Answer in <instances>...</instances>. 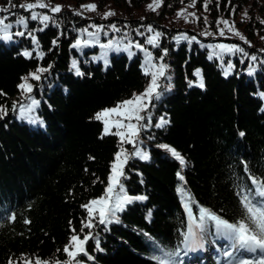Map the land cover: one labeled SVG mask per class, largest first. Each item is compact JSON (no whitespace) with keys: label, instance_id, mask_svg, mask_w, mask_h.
<instances>
[{"label":"trees","instance_id":"16d2710c","mask_svg":"<svg viewBox=\"0 0 264 264\" xmlns=\"http://www.w3.org/2000/svg\"><path fill=\"white\" fill-rule=\"evenodd\" d=\"M12 2L20 5L34 0ZM45 2L62 5L63 9L52 14L60 22L59 28L50 24L44 31L35 32L40 50L45 53L43 59L36 58L35 52L31 59L21 55L35 47L27 34L12 41L0 39V90L6 93L0 96V105L9 109L8 115L0 119V264H8L10 258L19 261L22 254L33 259H66L57 249L62 250L68 243L72 228L79 233L81 222L86 219L81 205L103 193L118 150L117 137L100 138L103 124L94 118L95 114L130 98L134 92H143L150 80L141 69L145 53L135 47L131 57L127 51H109L107 67L103 60H93L102 54L99 45L73 48L78 37L87 38L77 29L93 23L115 24L120 29L113 32L105 27L108 34H100V43L122 40L127 44L128 39L123 37L127 31L132 41L144 45L157 60L167 49L163 62L168 65L171 80L161 83H170L171 87L162 89L159 100L150 108L153 127L140 134V147L150 158H133L125 167L127 178L123 183L128 195L147 199L128 205L118 214L120 223L108 225V230L100 225L92 230L99 236L102 251H97L95 241L90 240L87 250L94 259L82 258L84 264H157L151 259L161 254L157 244L165 250L175 249L180 231L186 228V214L177 192L181 183L178 171L199 205L229 221L238 219L241 213L237 186L251 184L244 165L252 175L264 177V99L258 95L264 92V65L257 61L250 76L248 68L252 62L239 54L226 55L225 66L231 60L235 67L225 77L221 61L209 59L212 49L208 45L235 43L264 60V52L259 51L264 49V24L260 23L264 20V0H211L207 11L204 0H197L191 7L192 0H163L156 11L147 8L153 0ZM93 3L97 5L95 11H84L83 17L73 15L80 5ZM7 6L8 0H0V7ZM181 9L200 19L178 18L176 14ZM109 10L116 14L102 19ZM11 12L16 14L10 17L12 21L19 15L29 16L18 7ZM245 12L248 19L244 18ZM204 17L209 21L207 25ZM218 19L228 20L230 25L234 22L236 30L252 46L227 28L225 35L220 36L215 23ZM149 24L164 33L159 48L146 44L148 33L140 36L134 31H144ZM40 27L38 22L29 21L27 30ZM18 30L27 33L21 26L12 29ZM202 32L212 35H201ZM181 33L196 36V40L189 44L172 39ZM57 37L58 43L53 47L52 41ZM73 60L79 62L83 76L70 70ZM49 64L52 67L41 81H31L35 85L32 96L40 102L35 116L42 124L19 119L11 106L13 101L24 99L17 88L20 78L37 66L46 68ZM197 70L203 76V89L195 83ZM189 81H193V86H189ZM161 116L170 123L156 128ZM241 132L243 136L239 135ZM160 144L170 145L183 155L186 166L182 171L179 162L158 147ZM124 147L133 150L130 144ZM193 210L196 211L195 205ZM12 214L15 220L8 219ZM25 220L31 223L25 224Z\"/></svg>","mask_w":264,"mask_h":264},{"label":"snow or ice","instance_id":"6c2138e0","mask_svg":"<svg viewBox=\"0 0 264 264\" xmlns=\"http://www.w3.org/2000/svg\"><path fill=\"white\" fill-rule=\"evenodd\" d=\"M196 2L197 0H192L189 6H194ZM210 2L211 0H204L203 6L205 11L208 10V4ZM129 3H131V0H129ZM162 4L163 0H153V3L149 4L147 8L148 10L156 11ZM17 7L28 12L29 16L19 15L12 21L10 17L16 14L11 12V9ZM37 9H47L48 11L41 12L37 11ZM62 9V5H52L46 3L45 0H34V2L22 3L20 5H16L12 0H8L7 7H0V39L12 41L14 37H24L27 34L35 47L31 51L24 50L21 55L31 59L35 52L36 58L43 59L45 53L40 50L39 40L35 32L44 31L50 24L59 28L60 22L52 14H58ZM96 9L97 5L94 3L80 5V9L75 10L73 15L83 17L84 11H95ZM115 14L114 11L109 10L104 12L101 18L107 19L109 16ZM176 15L178 18L183 16L185 21L188 20L189 16L194 17L196 20L200 19L195 13H186L185 9H181ZM244 18L248 19L247 12L244 13ZM29 21L38 22L42 27L27 30ZM203 21L205 25L209 23L207 17H204ZM215 23L220 36L225 35V28H227L229 32L239 37L249 47L252 46L250 41L236 30L234 22L230 25L228 20L218 19ZM260 23L264 24V20H260ZM220 24H223L225 27L220 28ZM14 26H21L27 30V33L24 30L13 32L12 29ZM105 27L111 29L113 32L120 31L115 24L105 26L103 24L97 25L93 23L88 27L77 29L81 36L86 35L87 38L82 39L78 37L72 47L83 49L85 47L99 45L103 50L102 54L100 57H93V60H103L105 67L110 63L107 58L109 51H127L129 57H131L134 55L131 49L135 47L145 53L141 69L146 77H150V80L143 92L139 94L134 92L130 98L119 101L115 106L104 108L95 114L94 118L103 124V131L100 138L103 139L107 135L117 137L118 150L114 153V159L110 164V172L103 193L99 197L93 198L86 204L81 205L86 211V219L81 222L79 233L75 228H72V234L69 237L68 243L64 245L62 250L57 249L58 252L62 251L65 254L66 259L47 260L41 259L38 256L33 259L22 254L19 261L10 258L8 264H84L82 258H87V260L94 259L89 255L87 250V244L90 240L95 241L97 251H102L99 247V236L94 234L92 230L97 225L103 226L105 230H108V225L120 223L118 214L125 211L128 205L135 201H144L147 199L146 196L128 195L123 181L127 178L125 167L129 160L133 158L148 160L150 158L149 154L140 147L142 144L140 134L142 131L153 127L150 108L153 106L154 101L159 100L162 95V89L167 91L171 87L170 83L168 85H162L161 83V80H171V77L167 74L168 65L163 62L168 50L163 49L162 55L157 60L144 45L132 41L127 31L123 33V37L128 39L127 44H123L122 40H109L107 43H100V34L102 32L104 35L108 34L104 31ZM141 27L144 28L145 26L141 25ZM89 28L94 29V31H89ZM134 31L140 36H145V33H148L146 36V44L153 48L160 47V39L164 33L158 31L151 24L147 25L144 31H141L140 28ZM201 35H212V33L202 32ZM172 39L176 40L177 43L184 40L191 44L196 40V36H188L185 33H181L178 37H173ZM261 39H264V36ZM57 43L58 37L53 39V47ZM208 47L212 49L209 59L218 58L221 61L220 66L225 77L230 75L235 67L231 60L227 61L225 66L224 56L226 55L234 56L239 54L242 58H247L252 62L248 68V74L250 76L256 70L255 63L257 61L261 65H264V60H261L255 53L250 54L244 47L235 43H219L208 45ZM259 51L264 52V49H260ZM243 62L244 60L241 59V63ZM51 67V64L46 68L37 66L34 71H30L27 75L20 78L21 82L17 85V88L24 99L23 101H13L11 106V111L17 113L19 119L33 124H42V121H39L35 116V109L40 102L32 96L35 85L31 81H41L43 74L49 72ZM70 70L76 76H83L85 74L81 70L77 60L72 61ZM196 75L198 76V80L195 82L196 86L201 89L205 88L200 70H197ZM189 86H193V81H189ZM3 95H6V93L0 90V96ZM258 95L261 99H264V92L258 93ZM261 110L264 111V109ZM8 112L9 109L6 105H0V119L8 115ZM169 123L170 121L168 119L161 116L155 124V127L163 128ZM239 135L243 136L244 133L241 132ZM125 144L132 145L133 150L129 151L126 149L124 147ZM158 147L166 150L172 158L177 160L181 166V171L183 170L186 166V160L179 151L167 144H160ZM90 159H94V157H90ZM244 171L247 173V178L251 181V184L237 186L236 195L238 197L241 214L234 221H229L212 209L199 205L187 190L184 176L178 171L177 177L181 183L177 186V192L180 195L186 214V228L180 231L181 238L175 249L165 250L157 244L156 248L161 254L154 255L151 259L157 261V264H184V258L189 256V254L205 250L206 243L211 238V243L216 246L219 255L225 258L224 264H264V177L252 175L247 164L244 165ZM193 205L196 206V211L193 210ZM148 216H151V210H149ZM15 218V214L8 216L9 220H15ZM24 223L30 224L31 221L25 220ZM69 224L71 225V221ZM85 229H88V231L85 232ZM145 235L148 234L145 233ZM220 241H223L222 247L219 244Z\"/></svg>","mask_w":264,"mask_h":264},{"label":"rangeland","instance_id":"374dc122","mask_svg":"<svg viewBox=\"0 0 264 264\" xmlns=\"http://www.w3.org/2000/svg\"><path fill=\"white\" fill-rule=\"evenodd\" d=\"M220 246L222 247V245H220ZM214 248L217 249L216 246H214ZM209 252H210V251H209ZM189 255H190V254H189ZM210 255H211V254H210ZM210 255H208V257H209ZM205 258H206V257H203V259L199 260V262H200V263H203L204 260H205ZM185 259H186V257L184 258V262H185ZM211 259H212V264H224V259H225V258L221 257V256L219 255V252H217V254H214V256L211 257ZM220 260H221V261H220ZM187 263H188V264H196V263H194V262L189 263V261H188ZM187 263H184V264H187ZM198 264H199V263H198ZM206 264H208V263H206Z\"/></svg>","mask_w":264,"mask_h":264}]
</instances>
